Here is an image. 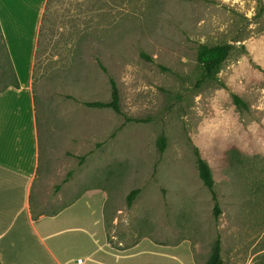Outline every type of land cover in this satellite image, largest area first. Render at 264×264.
<instances>
[{
	"label": "rangeland",
	"instance_id": "rangeland-1",
	"mask_svg": "<svg viewBox=\"0 0 264 264\" xmlns=\"http://www.w3.org/2000/svg\"><path fill=\"white\" fill-rule=\"evenodd\" d=\"M225 44L199 82V47ZM36 58L35 217L107 192L117 242H180L206 264L220 239L224 264H264V0H49ZM12 73L0 38V90ZM110 78L124 116L85 105L111 101Z\"/></svg>",
	"mask_w": 264,
	"mask_h": 264
},
{
	"label": "crops",
	"instance_id": "crops-1",
	"mask_svg": "<svg viewBox=\"0 0 264 264\" xmlns=\"http://www.w3.org/2000/svg\"><path fill=\"white\" fill-rule=\"evenodd\" d=\"M47 3L0 0V34L19 84L0 90V263L196 264L192 249L182 257L180 242H117L111 231L123 212L108 207L107 192L34 216L41 151L32 80Z\"/></svg>",
	"mask_w": 264,
	"mask_h": 264
},
{
	"label": "trees",
	"instance_id": "trees-1",
	"mask_svg": "<svg viewBox=\"0 0 264 264\" xmlns=\"http://www.w3.org/2000/svg\"><path fill=\"white\" fill-rule=\"evenodd\" d=\"M49 2V0H48ZM48 5V3H47ZM47 8V6H46ZM42 28V27H41ZM41 35V32H40ZM0 38L2 39V36L0 34ZM40 38V37H39ZM5 47V46H4ZM232 50L231 45H216V46H207V45H201L197 52V62L201 70V77L199 82H207V81H213L217 78L218 73L220 72V69L223 65V63L227 60L230 52ZM7 54V52H6ZM8 57V55H7ZM37 57V53H36ZM9 59V57H8ZM37 60V58H36ZM10 62V59H9ZM36 63V61H35ZM37 65V64H36ZM11 66V63H10ZM12 68V67H11ZM34 68H36L34 66ZM103 71H106L104 67H102ZM12 77L13 81L10 86L12 87H19L17 77L14 73V70L12 69ZM109 83L111 86V101L110 102H89L85 105L89 108H95V109H111L116 114L124 116L122 110H121V104H120V94L119 90L117 88V85L115 81L110 78ZM6 86L2 90L10 87ZM236 104L242 105L243 107H247V105L240 101L239 98L234 97ZM35 102V97H34ZM36 107V103H35ZM38 122V121H37ZM158 147L160 153H163L165 151L166 147V140L164 137H161L158 141ZM197 167L199 171V176L204 184V186L211 192L213 199L215 201V211L216 214L219 213V205L217 201V195L214 190V179L213 174L211 171L210 166L208 163L201 158V156L197 153ZM71 174V173H70ZM67 181V179H66ZM140 193V189L133 190L127 197V204L128 206H131L134 202L136 196ZM1 264V263H0ZM206 264H224L223 258H222V250H221V241L220 239H217L213 245L211 255L207 261Z\"/></svg>",
	"mask_w": 264,
	"mask_h": 264
},
{
	"label": "built area",
	"instance_id": "built-area-1",
	"mask_svg": "<svg viewBox=\"0 0 264 264\" xmlns=\"http://www.w3.org/2000/svg\"><path fill=\"white\" fill-rule=\"evenodd\" d=\"M77 264H83V260H82V259H79V260L77 261Z\"/></svg>",
	"mask_w": 264,
	"mask_h": 264
}]
</instances>
